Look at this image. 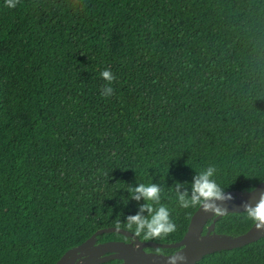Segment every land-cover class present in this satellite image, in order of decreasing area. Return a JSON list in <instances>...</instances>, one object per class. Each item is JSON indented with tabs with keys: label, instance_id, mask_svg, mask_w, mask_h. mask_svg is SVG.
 I'll use <instances>...</instances> for the list:
<instances>
[{
	"label": "trees",
	"instance_id": "obj_1",
	"mask_svg": "<svg viewBox=\"0 0 264 264\" xmlns=\"http://www.w3.org/2000/svg\"><path fill=\"white\" fill-rule=\"evenodd\" d=\"M0 47V264H56L117 221L176 244L201 206L179 196L209 167L223 193L264 182V0H0ZM141 184L159 201L133 199ZM148 204L173 233L127 227ZM254 224L227 214L214 233ZM195 264H264V236Z\"/></svg>",
	"mask_w": 264,
	"mask_h": 264
},
{
	"label": "water",
	"instance_id": "obj_2",
	"mask_svg": "<svg viewBox=\"0 0 264 264\" xmlns=\"http://www.w3.org/2000/svg\"><path fill=\"white\" fill-rule=\"evenodd\" d=\"M224 195L225 200L214 201V203L226 211L217 215L212 211H204L201 205L193 215L185 237L179 243L143 242L125 229L103 228L79 247L69 250L56 264H104L115 260H120L119 264H170V260L174 256L185 258L177 259L176 264H195L203 257L215 252L233 250L259 241L264 236V229H257L255 224L248 232L237 237L218 236L214 231L216 222L220 218L227 214L247 212L246 205L255 207L264 197V182L252 191L227 192ZM229 196L231 199H227ZM210 220H212V224L204 234ZM114 232L124 235L130 241L97 243L99 235ZM148 248L175 249L176 251L166 255L148 252L146 251Z\"/></svg>",
	"mask_w": 264,
	"mask_h": 264
},
{
	"label": "clouds",
	"instance_id": "obj_3",
	"mask_svg": "<svg viewBox=\"0 0 264 264\" xmlns=\"http://www.w3.org/2000/svg\"><path fill=\"white\" fill-rule=\"evenodd\" d=\"M20 0H6V6L15 8L19 4ZM104 80L109 82V85L114 81L115 77L110 70H104L101 73ZM113 94V88L111 86L106 87L103 90L104 96H111ZM215 173V168L209 167L205 172L201 173L194 179L192 186L191 198H188V194L184 193L179 196L181 206L184 208L194 207L202 205L204 211H212L217 215L223 214L225 209L218 207L214 201L225 200L226 197L217 183L212 179ZM133 199L140 200L141 198L147 201H159L160 188L155 184L144 185L141 184L134 190ZM231 199V197H227ZM246 211L248 217L255 223L257 229H264V197L256 204L255 207L246 205ZM141 214L128 217L127 227L132 228L135 225V233L137 236L144 233L143 238L145 240L159 238L173 233L176 230L175 224L170 219V213L166 207H159L154 210L151 204L141 207ZM144 211L151 213L150 218H146L142 215ZM121 224L117 221L114 224L115 229H120ZM177 259H185L182 256H174L170 260V264H176Z\"/></svg>",
	"mask_w": 264,
	"mask_h": 264
},
{
	"label": "rangeland",
	"instance_id": "obj_4",
	"mask_svg": "<svg viewBox=\"0 0 264 264\" xmlns=\"http://www.w3.org/2000/svg\"><path fill=\"white\" fill-rule=\"evenodd\" d=\"M123 44V36L117 31L114 33V47L115 49H118L122 46ZM6 48L0 47V53L5 51Z\"/></svg>",
	"mask_w": 264,
	"mask_h": 264
},
{
	"label": "flooded vegetation",
	"instance_id": "obj_5",
	"mask_svg": "<svg viewBox=\"0 0 264 264\" xmlns=\"http://www.w3.org/2000/svg\"><path fill=\"white\" fill-rule=\"evenodd\" d=\"M146 251H148V249H147ZM175 251H176V250L174 249V251H173L172 253H167L166 255L173 254ZM148 252H150V251H148ZM117 261H119V263H121L120 260H117ZM119 263H118V264H119Z\"/></svg>",
	"mask_w": 264,
	"mask_h": 264
}]
</instances>
